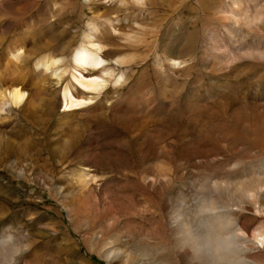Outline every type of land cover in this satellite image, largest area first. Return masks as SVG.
<instances>
[{
    "label": "rangeland",
    "instance_id": "374dc122",
    "mask_svg": "<svg viewBox=\"0 0 264 264\" xmlns=\"http://www.w3.org/2000/svg\"><path fill=\"white\" fill-rule=\"evenodd\" d=\"M231 1L0 0V58L20 43L17 73L35 70L43 53L66 70L60 81L38 75L34 106L0 118V257L17 244L15 264H195L173 220L215 196L249 235L264 232V208L234 205L244 179L264 184V134L256 142L231 134L240 116L264 119V58L239 57L264 52V20L233 38L223 26L230 21L220 24L213 9ZM90 22L111 33L102 39L113 75L62 123L71 54ZM210 38L223 47L217 53ZM230 50V59L213 63ZM257 246L248 262L259 255L264 264Z\"/></svg>",
    "mask_w": 264,
    "mask_h": 264
},
{
    "label": "bare ground",
    "instance_id": "6f19581e",
    "mask_svg": "<svg viewBox=\"0 0 264 264\" xmlns=\"http://www.w3.org/2000/svg\"><path fill=\"white\" fill-rule=\"evenodd\" d=\"M133 1L135 2V0ZM144 1L145 0H143V2ZM231 3L232 4L227 6L224 10H219L217 8H213V9L216 11L217 15L221 16V20H218L220 24H225L226 23L225 21H230L229 26H225V25L223 26L225 29H227L229 35H233V38H235L238 35V32L243 28H245L246 30H255L256 28H258L259 23H261L264 20V5L262 4V2L259 3L257 0H249L246 4L245 1L243 0H232ZM104 23L105 26L108 25L110 26V29H112L113 31L115 30V24L113 20H107ZM105 29L106 27L104 28V26L96 22H90L83 36V44L78 46V48H76L74 51H72L71 54L72 81L68 83L66 86H64L61 93V98H62L61 105L63 109L62 110L63 115H61L60 119L62 123L68 121V118L72 116V114H75L74 112H77L78 110L86 107L89 104V102L94 99L95 96H98L106 86L107 83L106 78L111 77L113 75V71L110 70L111 68L104 66L105 64L104 57L106 56L107 52L104 50L106 44L104 42V39L102 38L104 37L103 36L104 34H106L107 36L111 34L109 30H105ZM210 41H211L210 49L212 51L217 53V51L223 48L219 40L217 39L214 40L210 38ZM24 53H25V45L19 43V45H13L9 47L5 51L4 55L0 58V118L5 113H9L19 108H24V107L31 108V105L34 106L33 102L36 93L33 90L34 87L39 83L38 80V83L35 84V82L37 81L36 77H38V75L45 76V74L49 72L48 77L45 76L46 78L54 77L57 81H60L61 79L64 78L66 74L65 69H60V70L58 69L59 66H57V64L60 63L61 59L47 53H43L42 55L40 54V56H37V58L34 59L35 70H33L32 72L30 71L25 72V70H22L19 73H17L14 67L18 66V64L16 63L21 59L20 57ZM226 53L227 54L221 56L216 55L213 59V63H215L219 67V65H221L222 62L232 57L231 50ZM239 57L263 59L264 52H259L249 49L246 52L241 53ZM117 62H124V60L123 59L118 60ZM177 64L178 63H174V65ZM121 82H122V75H119L117 78L114 79L115 86L116 85L118 86ZM17 89H19V93L16 92ZM78 101H83V103L82 104L78 103ZM113 111H114L113 114L124 113L120 109H114ZM234 122H236L241 127L240 129H238L239 131L236 132L234 131V129L231 130V134L235 136L247 137L248 139H250V141L256 142L257 136L259 137L260 135L264 134V119H251V117L245 115V116H240V118L236 119ZM250 136H254V137L249 138ZM260 142L261 145L264 146V142L263 141ZM262 153L264 152L262 151ZM245 155L247 156V154ZM260 174H264V173H260ZM87 175H88L87 173L83 175H79V180H80L79 185H81L83 188L86 187L90 182V180L86 179ZM257 179L250 177L248 180L244 179L242 182L239 183L237 190L238 192L241 193V198L234 204L235 208L239 207L238 211L243 210V208L248 210L246 208L247 205L245 204H249L250 206H252V208H255V210L262 211V209L264 208L263 207L264 203L261 201L259 202V198L261 197V195H263L262 187L264 186V184L261 183L262 180L260 178L258 180ZM221 186L225 187L226 185L222 184ZM82 187L78 189H82ZM223 190L224 189H222V191ZM216 197L217 196H215V198L213 197L206 198L202 201L201 204L205 202L213 204L217 209V214L219 216L231 219L234 222L233 230H237V229L239 230L240 232L239 243L240 245H242V250L239 253V259L243 261V264H258L259 262H257L258 261L257 259L260 257L259 255H258L259 257L257 256L251 262H248L249 259L247 256V254H250L252 251L259 250L258 248L259 246H257L258 233L257 234L253 233L252 235H249V230L246 229V224L243 222L238 223L235 220L234 218L235 216L232 215L234 209L230 207V205L228 204L229 202L219 200L218 198L216 199ZM112 208L113 207L108 206L107 212H109V214H111V216L113 217L115 210L113 211ZM185 218L187 220L190 219L191 217L185 215ZM156 234L159 235L160 233H156ZM9 239L10 236L5 235V240L9 241ZM182 244H183V239H182ZM17 252L19 253V247L17 246V244L16 245L14 244L11 246L10 249L4 250L3 256L14 258ZM110 252H105L104 256L110 257L109 254ZM188 252L191 255L193 261H195L192 252L189 249ZM252 255H255V253Z\"/></svg>",
    "mask_w": 264,
    "mask_h": 264
},
{
    "label": "clouds",
    "instance_id": "9594fccd",
    "mask_svg": "<svg viewBox=\"0 0 264 264\" xmlns=\"http://www.w3.org/2000/svg\"><path fill=\"white\" fill-rule=\"evenodd\" d=\"M173 227L182 229L183 245L192 252L196 264H243L239 259L240 232L233 230L231 219L217 214L213 204H201L187 220L181 212L174 218ZM0 264H15V260L0 257Z\"/></svg>",
    "mask_w": 264,
    "mask_h": 264
},
{
    "label": "snow or ice",
    "instance_id": "6c2138e0",
    "mask_svg": "<svg viewBox=\"0 0 264 264\" xmlns=\"http://www.w3.org/2000/svg\"><path fill=\"white\" fill-rule=\"evenodd\" d=\"M137 4H142L143 0H135ZM17 93H19V89L16 90ZM78 103H83V101H78ZM257 242L264 247V232L258 233L257 234Z\"/></svg>",
    "mask_w": 264,
    "mask_h": 264
}]
</instances>
